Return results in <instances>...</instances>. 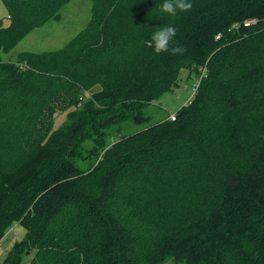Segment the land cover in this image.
<instances>
[{"label": "trees", "instance_id": "1", "mask_svg": "<svg viewBox=\"0 0 264 264\" xmlns=\"http://www.w3.org/2000/svg\"><path fill=\"white\" fill-rule=\"evenodd\" d=\"M1 1L0 239L25 229L2 264H264V0L174 17L163 0H91L64 46L14 61L70 0ZM163 23L183 53L154 52ZM183 69L200 78L174 119L107 142Z\"/></svg>", "mask_w": 264, "mask_h": 264}, {"label": "rangeland", "instance_id": "2", "mask_svg": "<svg viewBox=\"0 0 264 264\" xmlns=\"http://www.w3.org/2000/svg\"><path fill=\"white\" fill-rule=\"evenodd\" d=\"M91 5V0H70L61 9L59 20H50L43 26L32 30L10 52L3 55L4 60L14 61L17 58V54L22 51L38 53L61 48L86 26L90 19ZM0 23L2 25L8 23L7 11L1 0ZM199 78L200 75L191 73L189 69H183L179 74L176 86L170 92L164 93L160 99L151 100L146 104L142 113V122L137 123L128 119L116 123V125L108 129L107 142L169 118L191 99L193 84ZM89 93L87 92V95ZM64 120L65 112L56 113L54 128H57ZM24 234L25 229L18 224L7 230L0 239V264H2L8 250L16 241L21 240ZM24 261H26V258L20 264H25ZM162 264H174V262L169 260Z\"/></svg>", "mask_w": 264, "mask_h": 264}, {"label": "clouds", "instance_id": "3", "mask_svg": "<svg viewBox=\"0 0 264 264\" xmlns=\"http://www.w3.org/2000/svg\"><path fill=\"white\" fill-rule=\"evenodd\" d=\"M192 0H163L160 12L167 16H176L178 12H185L192 8ZM177 36V27L173 24H162L152 33L149 43L157 54L171 52L181 54L185 49L179 45L173 46L174 38Z\"/></svg>", "mask_w": 264, "mask_h": 264}, {"label": "built area", "instance_id": "4", "mask_svg": "<svg viewBox=\"0 0 264 264\" xmlns=\"http://www.w3.org/2000/svg\"><path fill=\"white\" fill-rule=\"evenodd\" d=\"M247 25L250 23V21H246L245 22ZM218 37V36H217ZM198 86V83L194 86V88H193V93L192 94H194V92L196 91V87ZM174 116H175V113L174 114H172L169 118L170 119H174Z\"/></svg>", "mask_w": 264, "mask_h": 264}]
</instances>
